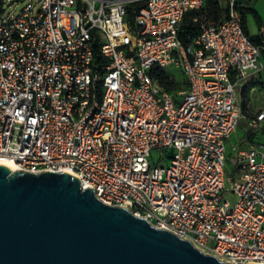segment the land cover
Masks as SVG:
<instances>
[{
    "label": "built area",
    "instance_id": "built-area-1",
    "mask_svg": "<svg viewBox=\"0 0 264 264\" xmlns=\"http://www.w3.org/2000/svg\"><path fill=\"white\" fill-rule=\"evenodd\" d=\"M218 2V21L195 15L182 35L206 0H28L1 12L0 160L68 172L206 254L264 264V100L247 139L227 143L243 118L239 87L262 66L264 24L254 38L245 3ZM160 71L181 87L166 89Z\"/></svg>",
    "mask_w": 264,
    "mask_h": 264
},
{
    "label": "water",
    "instance_id": "water-1",
    "mask_svg": "<svg viewBox=\"0 0 264 264\" xmlns=\"http://www.w3.org/2000/svg\"><path fill=\"white\" fill-rule=\"evenodd\" d=\"M0 264H229L68 172L0 164ZM256 264V263H246Z\"/></svg>",
    "mask_w": 264,
    "mask_h": 264
},
{
    "label": "rangeland",
    "instance_id": "rangeland-1",
    "mask_svg": "<svg viewBox=\"0 0 264 264\" xmlns=\"http://www.w3.org/2000/svg\"><path fill=\"white\" fill-rule=\"evenodd\" d=\"M11 1V2H10ZM28 0H0V13H12L13 15H17L21 7L27 2ZM36 1V0H33ZM256 4V0H251L252 3ZM17 5V6H16ZM257 7H260V3L257 4ZM254 28L253 24L251 23V29ZM173 76L175 82L177 83V88L181 87V75L177 72L171 73ZM245 80V83L243 82L242 85L239 87V93H240V102L242 105V111H243V118H241L238 122V125L234 132L232 133L230 139L228 140V146L233 144L240 145L244 140H246V132H247V120L253 117L254 113L258 110L260 103L262 99H264V86H262V83L258 82V80L254 81L253 79ZM260 131L255 133V140H260L264 135V122L260 125ZM152 156L154 158L158 157L157 152H153ZM167 161L164 160L163 164H166ZM233 174V171L229 170V167L226 170V175ZM226 186L228 187L229 184L226 182ZM226 198H228L231 202H233L234 198L232 195L227 194Z\"/></svg>",
    "mask_w": 264,
    "mask_h": 264
},
{
    "label": "trees",
    "instance_id": "trees-1",
    "mask_svg": "<svg viewBox=\"0 0 264 264\" xmlns=\"http://www.w3.org/2000/svg\"><path fill=\"white\" fill-rule=\"evenodd\" d=\"M248 1L249 0H240V2H244L245 6L240 7L242 15H243V20L245 18V15L247 12H250L256 21L259 23L260 22V17L256 13V11L248 6ZM198 15L199 19L202 18L205 21L208 22H216L218 21L222 16H223V9L219 5L218 0H206V10L205 13L202 15H199L198 12L194 10H189L183 17V20L181 22V28L183 29L181 31V35L186 33V32H191L193 30L192 27V17ZM245 24V23H244ZM245 28V25H244ZM246 32L247 29L245 28ZM158 79L160 83L168 90H173L177 87V83L175 82L174 78L169 79L168 74L165 72H158Z\"/></svg>",
    "mask_w": 264,
    "mask_h": 264
},
{
    "label": "crops",
    "instance_id": "crops-1",
    "mask_svg": "<svg viewBox=\"0 0 264 264\" xmlns=\"http://www.w3.org/2000/svg\"><path fill=\"white\" fill-rule=\"evenodd\" d=\"M256 4L255 1L254 3L251 2V0L248 1V6L253 8L256 13L259 15L260 17V22L258 23L256 21V19L254 18V16L250 13L247 12L244 18V25L245 28L247 29V32L249 33V35L253 36L254 38H258V30H259V26L264 24V0H256ZM260 3V7H257V4ZM251 23L253 24V27L251 29ZM261 63L262 66L260 67V69L255 72L252 73L251 75H249L246 80H250L253 79L254 81L258 80V82L262 83V86H264V57H261ZM246 81V82H248ZM245 83V81H244ZM264 100V99H262ZM261 104V103H260Z\"/></svg>",
    "mask_w": 264,
    "mask_h": 264
},
{
    "label": "bare ground",
    "instance_id": "bare-ground-1",
    "mask_svg": "<svg viewBox=\"0 0 264 264\" xmlns=\"http://www.w3.org/2000/svg\"><path fill=\"white\" fill-rule=\"evenodd\" d=\"M0 164H5V165H7L11 170H14V166H13V164H12L10 161H8V160H0Z\"/></svg>",
    "mask_w": 264,
    "mask_h": 264
}]
</instances>
